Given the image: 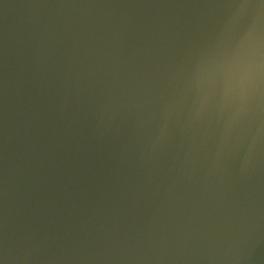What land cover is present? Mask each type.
Wrapping results in <instances>:
<instances>
[{"label": "water", "instance_id": "obj_1", "mask_svg": "<svg viewBox=\"0 0 264 264\" xmlns=\"http://www.w3.org/2000/svg\"><path fill=\"white\" fill-rule=\"evenodd\" d=\"M0 264H264V0H0Z\"/></svg>", "mask_w": 264, "mask_h": 264}]
</instances>
